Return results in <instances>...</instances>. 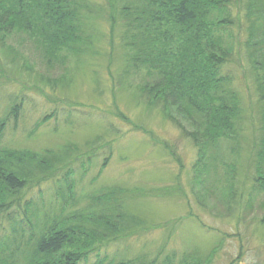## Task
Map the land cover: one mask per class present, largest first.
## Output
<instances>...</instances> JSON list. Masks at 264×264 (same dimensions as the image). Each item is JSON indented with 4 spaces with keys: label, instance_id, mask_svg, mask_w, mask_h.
Segmentation results:
<instances>
[{
    "label": "trees",
    "instance_id": "16d2710c",
    "mask_svg": "<svg viewBox=\"0 0 264 264\" xmlns=\"http://www.w3.org/2000/svg\"><path fill=\"white\" fill-rule=\"evenodd\" d=\"M239 1L244 4L107 0L113 32L117 25L122 28L124 73L146 70L155 78L136 84L137 97L148 107L161 109L192 141L197 151L194 184L201 185L203 172L210 166H228L225 180L215 179L212 187L223 184V198L231 207L237 199L238 172L223 150L231 142V152L236 153L240 142L245 105L237 80L247 88L254 81L259 94L260 127H253L248 165L253 169L252 191L264 192V0ZM101 12L86 0H0V77L9 71L14 35L37 42L49 60L66 51L78 60L96 52L89 22ZM235 29L240 35L231 42ZM22 103L14 102L10 115L17 117ZM56 113L45 116L37 127ZM119 116L129 120L122 112ZM8 120L0 117V264H174L171 256L162 258L163 250L152 258L128 254L112 258L107 251L110 243L146 229L127 203L141 191L112 188L93 196L83 210L69 212L68 194L74 195L71 166L77 161L80 166L91 165L96 152L84 161V157L75 159L78 148L72 144L62 152L11 148L3 141ZM59 174L65 186L60 185L64 193L57 189L60 202L52 211L40 213L34 190L38 188L43 196L41 186ZM190 258L180 264H201Z\"/></svg>",
    "mask_w": 264,
    "mask_h": 264
},
{
    "label": "rangeland",
    "instance_id": "374dc122",
    "mask_svg": "<svg viewBox=\"0 0 264 264\" xmlns=\"http://www.w3.org/2000/svg\"><path fill=\"white\" fill-rule=\"evenodd\" d=\"M86 1L102 14L88 21L96 52L81 60L67 51L49 60L26 35L10 39L9 71L0 77V117L9 119L4 144L37 152H62L72 144L78 148L75 159L84 157V161L96 152L91 165L80 166L77 161L71 166L74 195L68 194L69 212L83 210L93 196L112 188L141 191L127 203L146 229L110 243L107 251L112 258L126 254L152 258L163 250L162 258L171 256L174 264L186 257L201 264H264V192L252 191L253 169L248 165L253 127H260L255 82L249 88L236 82L245 105L240 142L236 153L231 152V142L223 150L238 172L237 199L231 207L223 198V184L212 187L215 179L225 180L228 166H210L203 172L201 185L193 183L197 151L192 141L161 109L150 108L137 97L136 84L155 78L146 70L124 73L121 26L113 32L107 0ZM234 32L231 42L238 34ZM20 100L18 116L10 115V106ZM55 111L54 118L37 127ZM120 112L129 120L122 119ZM107 143H112L111 148ZM60 178L59 174L41 186L43 196L38 188L34 190L40 213L59 204L57 189L64 193L60 185L65 188Z\"/></svg>",
    "mask_w": 264,
    "mask_h": 264
}]
</instances>
